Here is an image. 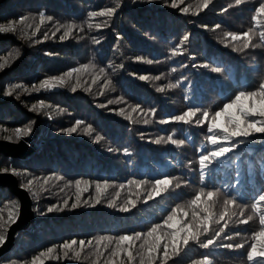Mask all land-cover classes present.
Masks as SVG:
<instances>
[{
	"label": "trees",
	"instance_id": "1",
	"mask_svg": "<svg viewBox=\"0 0 264 264\" xmlns=\"http://www.w3.org/2000/svg\"><path fill=\"white\" fill-rule=\"evenodd\" d=\"M177 3L173 8L172 0H0V24L15 22L16 29L0 33V64L4 65L0 68V141L19 142L17 128H30L28 135H22L28 139L39 132L36 151L26 160L0 156V169L11 173L16 168L20 173L15 175L20 187L27 190L22 185L33 181L32 191H27L34 209V223L17 233L12 251L0 264H31L35 255L52 247L51 257H42L44 264H129L126 255H112L115 241L100 244L103 254L98 256L96 241L101 236L147 231L181 206L189 212L190 221L191 200L201 188L219 193L208 202L213 220L224 213L226 199L235 198L243 207L229 206L235 215L225 218L228 227L216 245L205 249L190 241L168 264H193L205 255L211 264H264V257L249 261L246 255L255 243L253 235L264 228L252 208L264 192V134L238 138L233 151L212 161L202 183L199 156L215 146L207 140L209 123H195L204 111L211 117L239 91L256 90L264 82V36L260 34L264 28L253 19L264 0H243L239 5L236 0H211L207 8L203 0ZM109 7L116 9L111 17L88 15ZM40 13L53 19L41 23ZM23 16L28 19L21 24ZM72 24L76 27L71 35L61 40L67 31L61 25ZM249 29L253 35L247 48L243 47L246 41L227 35ZM185 35L188 41L183 40ZM83 65L89 68L66 77L63 86L32 91L45 78ZM215 67L221 71H213ZM141 76L148 79L141 80ZM109 79L111 84H107ZM16 84L21 87L5 95ZM189 107L201 109L191 124L160 122ZM149 109H155V114ZM76 121L83 123L77 126ZM73 127L77 128L74 133ZM169 136L184 143L174 145ZM61 176L63 180L58 179ZM163 177H170L171 185L148 200L154 181ZM78 179L109 182L100 204L95 203L93 183L82 193L80 206L71 208ZM136 179L149 183L139 189L129 187L128 181ZM130 199L136 201L135 208L120 212ZM64 200L69 201L68 208L47 212L50 206L63 207ZM19 212L18 198L8 188H0V223L4 224L0 233L7 237L13 224L8 222L9 214L17 220ZM249 216L252 219L246 224L240 223ZM223 224L213 222L201 240ZM228 235L231 240L225 238ZM71 239H91L93 246H86L79 258L74 251L65 257L60 245ZM229 243H243L244 248L222 246ZM142 244L143 239L135 242L131 264H142ZM74 248L80 250L79 243Z\"/></svg>",
	"mask_w": 264,
	"mask_h": 264
},
{
	"label": "snow or ice",
	"instance_id": "2",
	"mask_svg": "<svg viewBox=\"0 0 264 264\" xmlns=\"http://www.w3.org/2000/svg\"><path fill=\"white\" fill-rule=\"evenodd\" d=\"M182 2V0H181ZM243 2V0H236V4L239 5ZM211 0H203V7L207 8ZM172 7H178L177 0H172ZM182 12L187 13L188 8H182ZM227 11V9H225ZM256 11V16L253 19L256 21V24L264 28V21L261 19H257V17L264 18V3L260 4ZM115 8H106L100 11H92L88 15L90 17L99 16H108L111 17L115 14ZM41 23L44 22L45 19L51 21L53 18L51 16H45V14L40 13ZM28 17L23 16L19 18V23L23 24ZM14 23H9L7 25L0 24V33H8L15 32ZM93 25L90 23L88 25L91 28ZM61 27H66L67 31L64 35L60 37L61 40L65 39V37L70 36L73 29L76 25H61ZM97 28L102 27L101 25H96ZM216 27H220L216 25ZM39 29H37L38 31ZM83 27L80 28V31H83ZM59 31V28L57 29ZM261 36H264V31H262ZM55 35V33L53 34ZM232 40H244L246 41L243 45L244 48L249 47L252 38V29H249L247 32L243 33H232L229 32L227 34ZM48 37L45 36V39ZM188 35L183 37L184 41H188ZM95 43L99 44V40H95ZM177 54V50L173 51V55ZM142 59V58H140ZM147 63L151 64L152 61L148 60ZM4 65L0 64V68H3ZM89 68V65H83L82 67H74L64 75L52 76L49 78H45L38 85H34L32 91H39L40 89H54L58 86H63L66 82L65 78L72 77L74 73H80L82 71H86ZM175 69H173L174 71ZM215 72H220L221 69L219 67H215L212 69ZM100 72L105 76L107 75L105 69L101 68ZM159 79V77H156ZM100 79V77H97ZM141 80H147V76H141ZM96 81L94 80L93 83ZM112 81L109 79L107 84H111ZM107 86V85H105ZM21 87L20 84H16L14 86H10L8 90L5 92V95H12L14 88ZM77 87H79V83H77ZM169 87H174V85H169ZM73 92L76 91V87L72 89ZM158 91H163V89H158ZM251 102V103H250ZM44 106V102L40 101V107ZM139 107V106H137ZM32 110H36V106H33ZM135 110V109H134ZM152 114H155V109H149ZM201 109L199 107H189L187 111L182 114L170 115L167 119H162L161 123H170V122H182L183 124H191L193 122V118L196 117L197 113H199ZM121 114H123V109H121ZM250 117H259V119H249ZM148 121L145 120V123ZM204 122H208L209 126L207 128L208 133L211 135L207 136V140L210 142L212 146H215L211 149H208L199 156V166H200V175L199 179L203 183L205 181L207 175V169L212 161L218 160L224 157L227 153L233 151L237 144L239 143L238 138H247L252 136L254 133L264 134V82L258 84L256 90H241L238 94L234 96V99H231L229 102H226L223 107L216 111L214 115L210 117L208 111L203 112V118L197 119L195 121L196 124H203ZM83 121H76V125L79 126ZM91 127V126H89ZM77 128L73 127L70 129L71 132H76ZM219 130V131H217ZM31 132V129H15V133L17 136L28 135ZM237 138V139H234ZM10 140L11 137H8ZM164 138L156 140L157 144L161 143ZM168 141L172 144H183V140H175L171 136L168 137ZM10 170L8 168L0 169V172L8 173ZM11 173L13 175H19L20 173L16 168L11 169ZM51 177L44 180V184H47ZM58 179L63 180L64 177H59ZM95 183V191H96V204H100L102 194L108 189L109 182L107 180L100 181H91V180H76L75 187L77 191L76 200L71 204L72 209H76L80 206L81 195L83 192L88 191L92 184ZM149 183L147 180H129L128 186H135L137 189L141 188L143 185ZM172 183V179L170 177L158 178L154 181L153 188L151 192L148 194L147 199L151 200L153 197L158 196L160 192L170 186ZM83 185V186H82ZM30 192L33 188V181H29L26 185H22ZM121 188L124 185H120ZM179 187V185H177ZM219 193L217 191H205L204 188H201L199 193L195 195L194 199L191 200V207L193 209L191 213V220H188L189 212L186 211L182 206L177 207L171 210V213L167 215L166 219L163 220V223H154L149 230L147 231H135L129 234H119V235H109V236H101L99 240L96 241L97 246V255L100 256L103 253L101 252L99 245L104 241H107L108 244H111L115 241V249L112 253L113 256H122L126 255L127 261L129 264L134 259L132 249L135 246V242L143 239L142 248L144 252L142 254V264H156L157 260L160 261V264H168L169 260L173 259V257L179 256L182 251V247H186L189 245L190 241L196 242L202 248H209L210 246L216 245L217 241L220 240L222 233L228 227V222L225 220L226 217L231 219V215H235V213H230L229 206L236 205L239 207H243V205H237L235 198H230L225 200V211L222 215H220L219 219L213 220V214L210 210V205L208 202L212 201L215 196ZM261 202H264V192H261L255 203L252 204V208L256 213L259 214V223L264 225V207H261ZM111 208H115L114 204L108 205ZM136 201L130 199L127 205L120 207L118 210L120 212L127 213L132 208H135ZM69 207V201L64 200L63 207L60 205H56L55 207H48L47 212L52 213L53 211L59 210L63 211L64 209ZM195 209H200L201 211H195ZM201 212L203 215H201ZM241 216H243V211L241 212ZM252 217L249 216L246 220H241L240 223L246 224L248 220H251ZM221 221H224L223 227L219 228L215 231L214 235L208 237L205 240H201V236L208 233L211 224L217 223L219 224ZM9 223L16 222V216L14 214H9ZM4 224L0 223V228H3ZM226 239L231 240L232 236H225ZM253 243L250 247V250L247 251V259L249 261H253L255 257H264V228H261L258 232L253 235ZM6 242V236L0 233V246H3ZM79 243V249L76 250L74 248L75 245ZM92 247L93 241L91 239L87 240L80 239L77 241L76 239H71L70 241L63 242L60 247L64 250V256L68 257L69 251H74L76 258H79L80 252L86 247ZM225 248L233 249L234 247L237 249L244 248L243 243H237L235 245L229 243L222 245ZM107 249V245H105V250ZM55 251V248H48L47 251L40 252L39 255H35L31 264H44L42 257H51V254ZM112 264H116L115 261H112ZM193 264H211L210 259L207 255H205L202 259L194 261ZM259 264V262H257Z\"/></svg>",
	"mask_w": 264,
	"mask_h": 264
},
{
	"label": "water",
	"instance_id": "3",
	"mask_svg": "<svg viewBox=\"0 0 264 264\" xmlns=\"http://www.w3.org/2000/svg\"><path fill=\"white\" fill-rule=\"evenodd\" d=\"M36 136V135H35ZM34 139V137L30 138ZM29 139V140H30ZM34 149L28 147L23 141L11 143L0 141V156L26 160L33 153ZM0 188H8L20 201V212L15 223H13L7 233L6 242L0 246V259L12 251L16 235L27 230L34 223L33 202L27 190L20 187L18 179L12 173H0Z\"/></svg>",
	"mask_w": 264,
	"mask_h": 264
},
{
	"label": "rangeland",
	"instance_id": "4",
	"mask_svg": "<svg viewBox=\"0 0 264 264\" xmlns=\"http://www.w3.org/2000/svg\"><path fill=\"white\" fill-rule=\"evenodd\" d=\"M22 122H24L23 120H21ZM22 122H20V123H22ZM25 123V122H24ZM38 134H39V132H35L34 134H33V136L32 137H34V139L32 140V139H28V138H26V137H23L22 135L20 136L21 137V139H20V141L19 142H17L16 144H18V143H20L21 141H23L28 147H30V148H32V149H34V151H36V148H37V146H35L36 145V141H37V139H38ZM31 135V134H30ZM36 135V136H35ZM31 137V138H32ZM45 143H42L41 145H40V147L42 146V145H44ZM34 210V209H33ZM10 228V227H9ZM9 230V229H8ZM8 230H7V233H8Z\"/></svg>",
	"mask_w": 264,
	"mask_h": 264
}]
</instances>
